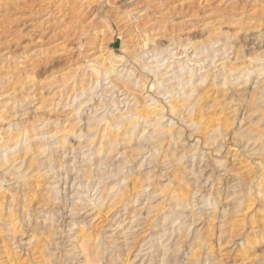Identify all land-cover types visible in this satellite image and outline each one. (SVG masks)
Segmentation results:
<instances>
[{
	"label": "rangeland",
	"instance_id": "rangeland-1",
	"mask_svg": "<svg viewBox=\"0 0 264 264\" xmlns=\"http://www.w3.org/2000/svg\"><path fill=\"white\" fill-rule=\"evenodd\" d=\"M0 133V264H264V0H0Z\"/></svg>",
	"mask_w": 264,
	"mask_h": 264
},
{
	"label": "bare ground",
	"instance_id": "bare-ground-1",
	"mask_svg": "<svg viewBox=\"0 0 264 264\" xmlns=\"http://www.w3.org/2000/svg\"><path fill=\"white\" fill-rule=\"evenodd\" d=\"M226 47H227V46H226ZM112 66H113V65H112ZM114 66H115V65H114ZM111 68H112V67H111ZM111 68H110V69H111ZM112 70H113V69H112ZM250 71H251V70H250ZM111 72H112V71H111ZM235 72H236V71H235ZM241 72H242V71H241ZM241 72H240V73H241ZM244 72H245V71H244ZM244 72H243V73H244ZM244 74H245V73H244ZM190 75H191V74H190ZM240 76H241V75H240ZM243 76H244V75H243ZM226 78H227V76H226ZM183 79H184V78H183ZM226 80H227V79H226ZM187 81H188V80H187ZM224 81H225V80H224ZM149 105H150V104H149ZM161 117H162V116H161ZM117 118H118V117H117ZM133 118H134V117H133ZM154 120H155L156 122L159 121L158 118H155V117H154ZM157 120H158V121H157ZM160 122H161V121H159V123H160ZM153 124H154V123H153ZM108 125H110V124H108ZM134 125H135V124H134ZM154 125H155V124H154ZM156 125H157V123H156ZM156 125H155V126H156ZM157 126H158V125H157ZM157 126H156V127H157ZM106 127H108V126H106ZM118 128H119V127H118ZM105 129H106V128H105ZM108 129H109V128H108ZM102 130H104L103 126H102ZM7 131H8V130H7ZM19 133H20V132H19ZM101 133H102V132H101ZM106 133H107V132H106ZM0 134H1V133H0ZM113 134H114V132H113ZM17 135H18V134H17ZM18 136H19V135H18ZM21 136H23V135H21ZM14 137H15V136H14ZM16 137H17V136H16ZM19 137H20V136H19ZM102 137H103V136H102ZM3 138H5V137H3ZM3 138H2V142L4 141ZM12 138H13V137H12ZM17 138H18V137H17ZM23 138H24V136H23ZM14 139H15V138H14ZM15 140H16V141H20V138H19V140H17V139H15ZM15 140H14V141H15ZM21 140H23V139H21ZM28 142H29V141H28ZM0 143H1V142H0ZM15 143H16V142H15ZM15 143H14V144H15ZM0 145L2 146V144H0ZM4 146H5V145H4ZM5 147H6V146H5ZM5 149H8V148H5ZM5 149H4V150H5Z\"/></svg>",
	"mask_w": 264,
	"mask_h": 264
}]
</instances>
